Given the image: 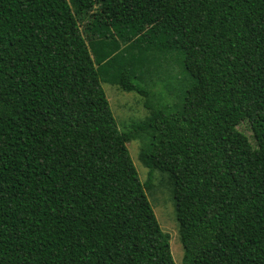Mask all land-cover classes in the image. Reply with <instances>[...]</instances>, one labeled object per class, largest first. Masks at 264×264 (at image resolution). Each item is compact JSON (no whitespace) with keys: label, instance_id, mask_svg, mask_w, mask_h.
<instances>
[{"label":"trees","instance_id":"obj_1","mask_svg":"<svg viewBox=\"0 0 264 264\" xmlns=\"http://www.w3.org/2000/svg\"><path fill=\"white\" fill-rule=\"evenodd\" d=\"M135 137L182 264H264V0H0V264H174Z\"/></svg>","mask_w":264,"mask_h":264},{"label":"rangeland","instance_id":"obj_2","mask_svg":"<svg viewBox=\"0 0 264 264\" xmlns=\"http://www.w3.org/2000/svg\"><path fill=\"white\" fill-rule=\"evenodd\" d=\"M163 83L157 86L162 88ZM100 87L108 103L112 118L118 131H125L129 124L142 120L147 115L143 101L133 92L121 91L109 82H100ZM250 143L251 133L244 122L237 126ZM145 142L143 137H135L126 143V149L131 163L142 184L148 180L150 189H145V195L151 206L154 217L162 232L168 235V245L174 264H182V248L180 246L177 225L174 218V209L166 187L165 178L158 172L144 168L138 160V153Z\"/></svg>","mask_w":264,"mask_h":264}]
</instances>
